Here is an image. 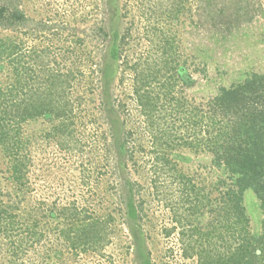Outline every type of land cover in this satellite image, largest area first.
Instances as JSON below:
<instances>
[{
    "label": "rangeland",
    "instance_id": "1",
    "mask_svg": "<svg viewBox=\"0 0 264 264\" xmlns=\"http://www.w3.org/2000/svg\"><path fill=\"white\" fill-rule=\"evenodd\" d=\"M177 3L169 4L168 0H0V7L9 6L0 18V40L15 43L22 56L39 55L35 66L42 64L74 72L70 95L77 104L78 101L83 104L82 112L75 111L73 116L77 123L74 137L82 142L77 146L79 152L65 151L60 146L61 139L47 137L52 120L41 117L32 121L24 127L25 137L32 142L28 186L17 193L0 152L2 189L6 198L18 206L21 216L28 214V210H38L40 202L47 203L45 209L55 206L59 212L74 202L84 206L85 200L94 199L81 183L80 163L91 158L98 165L107 164L110 170L116 171L109 177V183L116 184L117 192L108 189L103 206L98 205V198L91 209L99 217L111 213L115 218L111 224L113 233L104 249L114 256V264H144L147 259L150 264H198L196 252L202 247L214 250L221 247L220 243L215 244L216 239H211V244L205 242L204 246L192 242L187 246L191 244L196 252L190 250L193 257L185 258V244L180 240L179 230L169 237L165 235L166 229L174 226V202L170 195L178 196L176 188L170 183L154 188L150 180L152 171H148L150 165L136 171L127 162L126 151L119 148L126 133H137L144 124L134 99L135 65L139 60L144 63L145 58L151 62L156 59L161 69L158 79L163 81L175 75L176 67L184 66L185 78L175 81L172 95L195 113L209 112V103L221 88L240 84L254 73H264V0H186L180 13ZM151 6L160 12L152 11ZM15 10L23 14V20L11 17ZM12 69L5 55L0 61L1 85L14 81ZM175 116L167 118V124L177 132L175 136L185 138L186 131L180 128L182 122L174 120ZM104 138L116 144L107 161L101 156ZM129 138L138 143L137 136ZM165 154L209 196L213 206L193 218V225L205 228L206 232L209 224H217L220 200L234 188L230 172L223 165L218 166L214 155L204 149L183 146ZM137 159L140 161L138 156ZM127 182H136L141 190L131 191ZM103 184L107 187L105 181ZM166 187L171 191L167 192ZM163 191L168 198L158 195L157 192ZM130 198L136 205L143 204L139 218L132 219L126 212ZM243 204L249 218V236L260 237L263 213L259 200L252 191H247ZM36 213L37 218L40 212ZM47 221L52 228L64 225V218ZM194 240L199 238L196 236ZM85 260L87 264L98 263L96 254ZM59 262L61 259L54 254L45 264Z\"/></svg>",
    "mask_w": 264,
    "mask_h": 264
},
{
    "label": "trees",
    "instance_id": "2",
    "mask_svg": "<svg viewBox=\"0 0 264 264\" xmlns=\"http://www.w3.org/2000/svg\"><path fill=\"white\" fill-rule=\"evenodd\" d=\"M168 2L173 5L178 2L177 12L180 13L186 0ZM8 7L7 4L0 7V18L4 17ZM151 9L155 10L152 6ZM205 10L209 11L208 8ZM11 17L17 21L24 19L18 10ZM21 53L15 43L0 40V61L7 56L15 77L7 86L0 84V152L17 193L28 186L27 174L31 164L32 142L31 138L25 137V125L41 117L48 118L53 124L47 137L61 139L59 143L65 151L79 152L77 146L82 142L74 137L77 123L73 116L83 109L82 102L77 104L70 95L74 72L47 68L42 64L35 66L34 61L39 55L27 53L22 56ZM164 63L168 65L169 61L164 60ZM133 70L137 80L134 99L144 117V124L137 133H126L119 148L126 151L125 158L136 171L145 170L150 165L148 171H152L150 180L154 188L167 183L176 188L178 196L170 195L171 202H174V226L166 229L165 235L169 237L179 230L180 240L185 244V258L193 257L190 250L196 252L192 242L204 246L205 242L211 244V239H216L215 244L220 243L221 247L215 250L202 247L196 252L198 264H264V73H254L240 84L221 88L210 101L209 112L195 113L172 95L175 81L185 78L184 66L176 67L175 75L165 81L158 79L161 69L156 59L151 62L145 58L144 63L139 60ZM174 116V120L182 122L180 128L186 131L185 138L175 136L177 132L167 124V118ZM133 135L138 137V143L130 140ZM104 140L101 156L107 161L116 144L107 138ZM183 146L212 153L217 165L226 167L234 182V188L218 204L221 214L217 224H209L206 232L203 231L205 228L193 225V218L213 206L209 196L204 195V189L193 184L165 154ZM80 152L83 154V150ZM137 156L142 160L141 164ZM80 167L81 183L94 199L85 200L84 206H77L78 203L74 202L59 212L55 206L45 209L47 203L40 202L38 210H28V214L21 216L18 206L6 198L0 182V264H45L54 254L61 259L60 264H87L85 258L94 254L98 257L97 264H114V256L104 249L113 233L111 224L115 218L111 213L99 217L91 207L95 200L103 206L108 189L117 192L116 184L109 183V177L116 171L110 170L107 164L92 162L91 158H86L85 163L82 161ZM126 186L131 191L135 188L138 192L141 190L136 182H127ZM167 189V192L171 191ZM247 191L256 195L263 213V232L256 238L250 237L248 232L249 218L243 204ZM157 193L168 198L165 191ZM142 209L143 204L136 205L132 198L126 203V212L132 219L139 218ZM36 211L40 212L37 218ZM48 218H64V225L57 224L52 228ZM196 236L200 241L194 240ZM34 254L37 255L35 260ZM144 264H150L149 260Z\"/></svg>",
    "mask_w": 264,
    "mask_h": 264
}]
</instances>
